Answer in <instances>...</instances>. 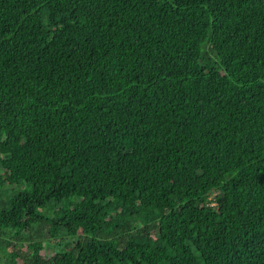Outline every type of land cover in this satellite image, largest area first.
<instances>
[{
    "label": "trees",
    "instance_id": "16d2710c",
    "mask_svg": "<svg viewBox=\"0 0 264 264\" xmlns=\"http://www.w3.org/2000/svg\"><path fill=\"white\" fill-rule=\"evenodd\" d=\"M0 264H264V0H0Z\"/></svg>",
    "mask_w": 264,
    "mask_h": 264
},
{
    "label": "rangeland",
    "instance_id": "374dc122",
    "mask_svg": "<svg viewBox=\"0 0 264 264\" xmlns=\"http://www.w3.org/2000/svg\"><path fill=\"white\" fill-rule=\"evenodd\" d=\"M18 191H20V187L19 186L16 187V192H18ZM49 252H53L54 253V252H56V250L51 249V250H49Z\"/></svg>",
    "mask_w": 264,
    "mask_h": 264
}]
</instances>
